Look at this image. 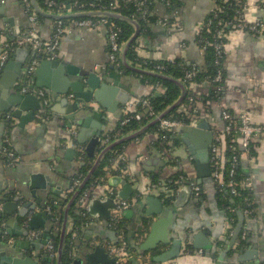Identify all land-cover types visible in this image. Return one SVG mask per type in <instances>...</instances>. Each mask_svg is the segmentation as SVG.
Returning a JSON list of instances; mask_svg holds the SVG:
<instances>
[{
    "label": "crops",
    "instance_id": "0c3cea01",
    "mask_svg": "<svg viewBox=\"0 0 264 264\" xmlns=\"http://www.w3.org/2000/svg\"><path fill=\"white\" fill-rule=\"evenodd\" d=\"M176 1L175 7L179 10L176 18L181 21L182 27L169 29L157 21L151 23L149 25L151 32H141L136 41L138 54L150 60L182 58L188 63H195L203 68L206 54L196 40V35L199 26L216 8L217 2L216 0ZM236 1L245 2L244 17L247 22L264 20L262 7L264 0ZM155 12L159 18L172 14V9L158 3ZM54 25V20L50 18L41 23L39 21L36 24L32 23L22 0H0V49L7 37L10 35L15 37L20 31H27L32 27L35 28L37 37L43 40L50 39ZM229 32L225 48L224 77L219 85L224 89L221 98L205 103L202 96L210 95L213 90L218 89V86H211L207 82H192L187 85L188 91L190 89L189 96L193 97V101H190L191 104L185 108L191 109L192 103L198 97L201 102L194 108L196 122L206 121L214 137L226 123L222 116L223 110L226 109L238 116L248 110L253 123L264 126V37L245 32ZM18 48L12 52L9 59L13 62L10 78L13 79L16 75L20 87H23L29 82L25 69L32 60L37 59L34 85L48 91L51 105L46 112L44 103L36 96L40 101V108L35 111L23 110L20 117L11 116L10 129L3 123V115L6 111L0 110V148L9 144L10 149L19 157L17 163L0 159V210H3L7 200L14 201L16 197H20L18 207L13 209L11 214H3L0 218V221H5L6 227L13 231L12 234L8 233L7 239L3 234L0 235V249H5L6 255L10 258L30 256L39 262L38 253L41 248L36 249L34 246L27 248L26 243L37 239H29L33 230L40 233L47 231L50 221L47 216L42 222L44 226L32 227L30 220L34 215L47 210L53 199L51 198L53 190L59 191L58 196H60L70 188L68 176L76 166V144L80 143L87 147L90 139L98 131H101L102 142L103 134L115 128L122 113L135 108L136 100L149 96L154 89L158 93H162L164 89L142 81L135 71L127 72L121 69L120 65L110 62L105 26L76 27L66 33L56 57L61 67L52 65L42 67L41 61L45 58L37 56L31 48L26 52L19 51ZM128 61L132 65L139 66L129 59ZM85 72H98L100 77L108 78L111 83L115 80L119 81L129 89L125 92L131 94V98L127 104L120 105L114 111H109V107L115 106L116 102L113 99L109 101L108 107H104L95 99L81 102V107L84 106L85 109L74 111L75 116L87 121L82 127L87 129V134L81 141L79 139L81 126L70 125V119L65 115L68 106L76 100L70 84L74 80L85 84L86 76L83 75ZM65 88L68 89L67 97L59 92ZM8 97L4 93V85H0V109L6 105ZM183 108L184 106L180 107L181 110ZM197 128L204 133L209 131L206 128ZM74 130L77 132L76 135ZM182 136L184 137L183 131H171L169 146L163 149L157 146L156 141L160 135L156 134V131L145 132L140 137L127 141L123 150L127 171L121 175H111L105 184L95 187L94 198L109 196V188H114L118 192V197L131 202V205L123 210L119 226L110 224L112 216L104 220L99 216L91 215L87 210L93 223L85 226L81 232L72 237L73 264H76L75 260L79 258L82 259V264H89L85 254L93 251L97 245H102L106 249L110 259L114 258L108 247L117 243L120 234L125 236L130 247L134 246L131 248L136 252L125 264H264V133L254 141L256 156L243 160L242 166L248 177H251L250 189L257 207L251 216L246 215L245 208L242 207L236 210V215H234L235 210L232 211V215L229 205L224 203L226 197L221 195L218 185L211 180L212 172L210 171L211 175L207 180L200 176L197 154L201 149L198 144H201L203 139V142L208 144L206 138L208 136L198 137L196 142L190 141L189 145L180 138ZM214 137L210 144L214 143ZM112 167L115 169L113 165ZM177 171H182L188 181L199 185L201 192L196 194L192 189V193L186 197L185 204L181 207L176 206L174 202L180 197L181 190L186 184L182 185L177 194L171 198L157 192H147L149 181L154 178H168ZM37 173L44 175L46 189L39 187L42 179L32 188L33 174ZM113 176H121L131 185L132 190L128 192L127 198H122L120 195L121 184L111 185L110 179ZM201 179L203 180L199 183ZM150 196L159 198L160 201L148 203L147 199ZM37 197L40 199L37 200ZM114 199L117 202V198ZM29 201L34 207H30L28 215L22 217L19 209ZM148 211L152 212L151 215ZM240 212L245 217L244 227L225 259L220 260L228 240L235 233ZM157 220L161 222L154 230L152 241L157 248L141 253L138 247L150 234L151 222ZM37 223L38 221H34L33 225ZM71 224L69 220L68 230ZM243 230L247 231L245 239L241 237ZM4 239L7 241L5 242ZM165 240L168 242L166 243ZM175 242L181 244L178 256L167 262L153 260L156 255L171 249ZM254 253L258 254L257 258L254 257ZM144 255L147 256L143 262L141 257Z\"/></svg>",
    "mask_w": 264,
    "mask_h": 264
},
{
    "label": "trees",
    "instance_id": "16d2710c",
    "mask_svg": "<svg viewBox=\"0 0 264 264\" xmlns=\"http://www.w3.org/2000/svg\"><path fill=\"white\" fill-rule=\"evenodd\" d=\"M56 6H54V11H64L66 8H64L65 4L70 3L73 0H55ZM80 2H88L89 0H79ZM113 0H97L96 2L100 5L98 7H102L104 9H110L117 12L122 13L125 16H128L130 18L136 19L141 24V32L143 33H150V27L147 22H144L141 18L138 16H135L136 8L132 2L125 3L123 0H116V6L111 7L110 3ZM171 5L169 9L174 8L176 5V0H170ZM24 3L26 10L29 15L36 14L38 21L41 23L44 20L47 19V17L38 14L35 12L33 5L31 4V0H22ZM38 4L46 11L50 10V6L46 3V0H37ZM218 4V8L213 10L209 15L207 16L206 20L204 22H209L211 20L210 25L205 26L203 28H200L196 35V40L198 41L200 47L205 51V65L203 68L199 67L195 63H188L185 59L182 58H176L172 60H150L143 57H140L137 51V42H134L132 46L130 47L128 51V59L132 61L134 64H139L140 67L165 73L171 76H174L180 80H182L186 85L189 86L192 82L197 83H206L211 86H218V89H215L211 92L210 95H204L202 96L203 102L212 101V100H218L221 98L223 94V88L219 85L222 83V79L224 77V58L226 55L225 49H221L220 52H218V49L216 47V44L222 42H227V38L223 37H217V30L224 29L225 32H229L232 27L231 25H225L224 23L235 20V18L238 16V13L244 12V6L246 5L244 1H236V0H216ZM153 5V0H152ZM217 13V16H216ZM80 18V17H75ZM75 18H64V22H69L72 19ZM156 16L154 15L151 18V22L153 23L156 21ZM55 19H52V21ZM117 25H119L122 28L121 33V41L126 42L133 34L134 32V25L128 21L121 20V19H112ZM222 21V24H219L218 22ZM203 22V23H204ZM26 30H22V32H25ZM16 37H12L11 35L6 38L7 41L14 42ZM210 42V43H208ZM157 66H161L162 68H158ZM194 66L200 68V72L194 76L192 79H186L185 74L186 71L192 69ZM120 68L124 69L127 72H130L131 70L125 68L121 61H120ZM221 70L222 73V79L220 81L216 80L218 71ZM140 76L141 80L153 84L154 86L160 85L163 87L164 91L162 93H158L155 89L153 93H151L147 97L139 98L135 101V108L132 110H129L127 113H122L120 115V119L115 126L114 129H109L107 132L103 134L102 142L97 145L95 149L94 154H89L86 151V147L84 145H80L84 147V150L79 151L77 150L75 161L76 166L72 173L68 176V179L70 180V188L66 189L63 194L58 196V198L50 203L48 207L50 208V212L48 214L49 218V227L47 230L50 231V239L53 240L55 249L58 250V246L61 239V229L62 224L64 221V210L73 196L75 190H72V187L74 186V181L77 179H84L85 176L88 174L92 166L94 165V162L97 158L98 153L105 147L107 142L105 139H108L109 141H112L114 139L120 138L123 135H126L130 132H133L140 127H142L145 123L148 121V117L144 116L141 120H131L126 124H122V121L125 117L128 116V114H133L136 112H142L147 113V110L142 105V99L149 98L152 105L154 106V109L156 112L160 113L164 111L169 105L174 103L178 97L181 94V88L174 82L163 79L154 75H147V74H137ZM190 89L187 93V96L183 100L180 106L172 110L167 116H174L178 118H182L185 123L191 124L192 122L196 121V113L194 112V108L198 105V103L201 102V100L197 97L196 101L192 103V108L189 109L188 107L185 108L188 104H191L190 100ZM181 106H184L183 110L180 109ZM188 109V110H186ZM228 112L231 114L233 120H236L235 123H233L235 127V131H232L230 135H228L225 139V144L223 149V179L222 181L226 182L223 186L218 185L219 192L221 195L225 196L224 203L229 205V207H235V214L236 210L239 208H254L256 210V203L253 196V192L250 189V187H247L245 185H242L241 182L244 181L248 175L245 172L243 166V160L246 159V157H243V155L239 159L238 165H236V173H235V181L238 183L236 185L239 194L233 195L231 193L230 186L227 185V182L229 181L228 176V169L230 167V158L234 153H237L240 150V142H239V134L237 132V126H238V115L233 113L232 111L228 110ZM9 118V119H8ZM3 120V123L6 125L8 129L12 127L10 117H8ZM156 126L151 127L147 130V132H154L157 131ZM146 132V133H147ZM163 133V132H161ZM170 135V134H169ZM169 138V137H168ZM158 141H156L157 146H159L161 149L168 147L169 142L163 141V139L160 137L157 138ZM106 142V143H105ZM127 142L122 143L115 148H113L111 151H109L105 157L103 158L101 164L95 171L93 177L90 179L89 183L87 184L86 188L91 187H97L98 185L105 184L109 177L111 175H121L123 173L122 168L123 166H127V162L120 163L121 166L119 167H113L111 168V161L116 157L117 152H122L124 150V146ZM6 146H9V144H5ZM223 146V144H222ZM250 150V156H256V149H255V143L251 145ZM10 147V146H9ZM14 163H17L14 162ZM183 174L182 171H177L173 173L174 179H177L179 174ZM156 180V178H154ZM168 199V198H167ZM83 206L79 205L77 199L73 203L70 213H69V220L72 222L71 228L67 231L65 244H64V252L62 257V264H73L74 256L72 255L73 250V243H72V237L79 232H81L84 227L85 223L87 222V218L82 215V209ZM233 215V212H231ZM255 213V212H254ZM253 213V214H254ZM120 225V222L118 226ZM44 232V231H43ZM41 233V235L43 234ZM6 242L7 240L4 239ZM243 241H241V244ZM134 254L136 253L134 249L130 248ZM147 255L142 256V258H146ZM39 258V264H57V260H48L46 256V246L40 249V252L38 253Z\"/></svg>",
    "mask_w": 264,
    "mask_h": 264
},
{
    "label": "built area",
    "instance_id": "2783aa9c",
    "mask_svg": "<svg viewBox=\"0 0 264 264\" xmlns=\"http://www.w3.org/2000/svg\"><path fill=\"white\" fill-rule=\"evenodd\" d=\"M96 1L97 0H89L88 2H80L79 0H73L70 3L64 5V8H66V10L59 12L51 9L57 4L55 0H46V3L50 6V10H48V12L55 14L110 10V9H104L102 7H98L100 5ZM123 1L125 3L132 2L136 8V12L134 13L135 16L136 17L138 16L139 18L144 20V22H147L149 25L151 24L150 23L151 18L155 15L157 17L156 18L157 23H160L168 27L169 29L171 28L176 29L182 27L181 21L178 18H176L179 12L177 7L172 8V14L168 16H162L158 18L155 12V6L158 3L165 5L167 8H170L171 5L170 0H153V5H152V0H123ZM110 6L111 7L116 6V0H113L110 3ZM262 7L264 8V3L262 4ZM217 8H218V4L215 9ZM245 8L246 5L244 6V9ZM112 19L113 18L104 15L80 17V18L72 19L69 22H64L63 19H57L55 20L53 33L50 39L47 40H43L37 37L35 28L33 27L25 32L20 31L15 36L16 38L14 42H10L6 40L2 48L0 49V71H2L3 68L6 66V64L8 63L12 55V52L18 47L31 48L40 58H45V59L56 58L58 56V49L63 36L66 33L71 32L76 27L96 28L98 26H105L108 35L109 60L113 64L120 65L121 52L125 42H122L120 38L122 33V28L119 25H117L114 21H112ZM30 20L32 23L36 24L38 22L37 15L36 14L30 15ZM210 23L211 20H209V22L208 21L204 22L199 26V28L208 26L210 25ZM218 23L222 24L223 22L219 21ZM224 24L231 25L232 29L230 31L235 33L245 32V33H251L253 35H261L264 37V20H257L253 23H249L245 20L244 12L238 13V16L235 18V20L226 22ZM229 33L230 32H225L224 29H219L217 30V37L228 38ZM226 45L227 42L225 43L220 42L216 44L218 52H220L221 49H225ZM136 49L138 51V48ZM37 62L38 60L34 59L30 63V67L27 73L29 82L27 84H24L23 87H21V91L36 95L38 98H40L44 103V107L47 112L50 109V105H51L50 95L46 89L35 87L34 85V72ZM157 67L159 69L162 68L161 66H157ZM199 72H200V68L194 66L192 69L186 71L185 77L186 79H192ZM221 79H222V73L221 70H219L216 80L220 81ZM190 100L193 101V97H190ZM142 105L147 110V113L144 114L142 112H136L130 115L128 114V116L125 117L124 120L122 121V124H126L133 119L139 121L144 116H147L149 118L148 119L149 121L159 114L154 109V106L152 105L149 98L142 99ZM222 116L224 120H226V123L222 129L217 131L214 137L215 139L214 143L212 144L210 151L211 154L210 161H211L213 181H215L217 185H221V186L226 184V182L222 181L223 168H224L223 165L224 153L222 147H224L226 137L230 135L232 131H235V127L233 123H235L236 121L233 120L231 114L228 112L227 109L223 110ZM185 125H189V123H185V121L182 118H178L174 116H165L161 118L159 122L155 125L157 127L156 134L160 135L163 141H167L169 140L168 137L171 131L175 130L176 127L185 126ZM236 128L239 134L241 152L238 151L237 153H234L230 158V167L228 169L229 181L227 182V185L230 186L231 193L233 195L239 194L238 189L236 187L238 183L234 179L236 173V165H238L239 159L242 155L243 157L252 159V156H250V150L252 147L251 145L254 143L257 137L263 135L264 133V126L254 124L252 121L251 113L248 110L243 111L238 116V126ZM74 134L75 135L77 134L75 130H74ZM105 141L107 142V144L111 142L108 139H105ZM76 149L82 151L84 150V147L79 144H76ZM0 159H5L9 163H14L19 160V157L12 149H10L9 146L4 145L3 147L0 148ZM122 162H126V158L122 152H117L116 157L111 161V165H113L114 167H119L121 166L120 163ZM122 171L126 172L127 166H123ZM81 181L82 179L75 180L72 190L76 191ZM184 184H189L196 194H199L201 192V187L193 181H188L185 175L182 173L179 174L177 179H174L173 176H170L168 178H159L156 180L149 181L146 189L147 192H151V193L157 192L164 197L171 198L175 194H177L180 187ZM241 184L250 187L252 184L251 177H247L244 181L241 182ZM94 194H95V187L85 188L77 197V201L79 205L83 206L82 215L87 218V222L85 223V226H89L90 224L93 223V219L88 215L87 205L88 202L92 198H94L95 196ZM109 196L113 198H117V207L113 211L112 218L110 220L111 225L117 226L122 217L123 210L125 208H128L131 205V202L120 199L118 197V192L114 188H109ZM229 208L231 212L235 210L234 207L230 206ZM47 211L48 213L50 212L49 207L47 208ZM244 212L246 213V215L251 216L255 212V209L247 207L245 208ZM0 229H3V237H5L6 239L9 238L8 233L6 231V223L3 220L0 221ZM40 236L41 233L39 231L33 230L29 235V239L34 240ZM241 237L243 239L247 237L246 230L242 231ZM108 249L110 254L115 258V264H125L134 255L129 247V243L127 239L123 234H120L117 243L109 245ZM46 256L50 260L57 259V250L55 249L54 242L52 239H48V242L46 244ZM144 260L145 258H142L143 262Z\"/></svg>",
    "mask_w": 264,
    "mask_h": 264
},
{
    "label": "water",
    "instance_id": "95a60500",
    "mask_svg": "<svg viewBox=\"0 0 264 264\" xmlns=\"http://www.w3.org/2000/svg\"><path fill=\"white\" fill-rule=\"evenodd\" d=\"M33 8L35 10V12H37L38 14H41L47 18L50 19H64V18H75V17H86V16H96V15H104V16H108L114 19H121V20H125L128 21L130 23H132L135 26V32L132 34V36L124 43L123 45V49L121 52V62L122 64L132 70L135 71L137 73H141V74H147V75H154L163 79H167L170 80L174 83H176L180 88H181V94L178 97V99L172 103L171 105H169L164 111L160 112L156 117H154L153 119L149 120L147 123H145L142 127H140L139 129L130 132L126 135H123L120 138L114 139L111 142H109L107 145H105V147L98 153L97 158L94 162V165L92 166V168L90 169V171L88 172V174L85 176V178L81 181V183L79 184L78 188L76 189V191L74 192L73 196L71 197V199L69 200V202L67 203L65 210H64V221L62 224V229H61V239H60V243L58 246V250H57V264H62V257H63V252H64V244H65V239H66V235H67V231L69 228V213H70V209L73 205V203L76 201L77 197L80 195V193L86 188L87 184L89 183L90 179L93 177L95 171L97 170V168L99 167V165L101 164L103 158L105 157V155L111 151L113 148H115L116 146L125 143L129 140L135 139L137 137H140L143 133L147 132L148 129H150L151 127L155 126L159 120L165 116H167L172 110H174L175 108H177L178 106L181 105V103L183 102V100L185 99V97L187 96L188 93V89H187V85L180 79L165 74V73H161V72H157V71H153V70H149V69H145L139 66H135L132 65L131 63H129L128 61V51L130 49V47L132 46V44L134 42H136L141 34V24L138 20L130 18L128 16L123 15L120 12H116V11H112V10H104V11H86V12H75V13H68V14H55V13H50L46 10H44L37 2V0H31ZM17 50H21V51H28V47H19ZM42 67L44 66H48V65H52V66H57V67H61V63L59 61V59L54 58V59H45L43 61H41ZM13 66V62L9 61L6 66L3 68V70L0 72V85H4V93H6L9 97H8V102L6 103V105L0 109L2 112L6 111V113L3 115V119H6L8 117L14 116V117H20V114L23 110H33L35 111V109H39V99L36 97V95L33 94H29L26 92H22L21 91V87H20V83L18 82V78L16 77V75L13 77V79L10 78V76L12 75L11 69ZM30 67V64L27 65L25 72L26 74L28 73V69ZM111 67H114V65H111ZM39 72V70H38ZM86 76V83H82L80 81H76L74 80L73 82H71L70 84V88L75 92V103H73L72 105H69L68 108L66 109V118L70 119L69 124L72 125H79L81 126V135L79 137V139L81 141L84 140V137H86L87 134V129L86 128H82L83 125H86L87 121L80 117V116H75V110L76 109H81L82 110L85 109V107H81V102L83 101H92V100H97L99 103H101L104 107H108V103L110 100H114L115 106L114 107H109V111H114L115 109H117L120 105H125L128 103V101L131 98V94L126 93L125 91H128L129 89L124 86L122 83H120L119 81L115 80L111 83V81L108 80V78H102L100 77L98 72H85V74H83ZM41 83H39L40 85ZM43 85V84H42ZM40 87V86H38ZM11 91H14V93H10ZM59 92L65 94V97L68 96V89H63L60 90ZM197 127H202V128H206L209 131H207L206 133L201 132ZM211 127L209 126V124L204 121L203 123L200 122H192L189 125H185V126H179L175 128V132H180L183 131L184 133V137H180L183 139L184 143H186L187 145H189L190 141H194L196 142V140H198V137L200 138L201 136L206 137V135L208 137V144H206V142H203L204 139L201 141L202 143L198 144V146H200V152H198L197 156L199 158L198 160V169H199V173L200 176H202V178L204 177L205 180H207L208 177H210V171L212 172V168H211V163H210V149L212 147V144H210V141H212V138L214 137V134L212 133V131H210ZM201 132V133H200ZM101 142V131H98L97 133H95L94 137L92 139H90V141L87 144L86 147V151L89 154H94L95 153V149L96 146ZM42 179V183H40L39 187L42 189H46L47 188V184L44 183L45 180L44 179V175L37 173V174H33V186L32 188L35 187V185H37L38 180ZM203 179L199 180L198 182L201 183ZM211 180H213V177L211 175ZM110 183L111 185L114 186H118L119 184H121L120 186V195L122 198H127L128 197V192L132 190L131 185L128 183V181L124 178H122L121 176H113L110 179ZM33 193L35 194L34 190ZM190 193H192V187L189 184H186L182 190H181V195L180 197L174 202V204L176 206H182L185 203V199L188 195H190ZM59 191L57 190H53V195L51 198V203L55 201L56 196H58ZM8 199V198H5ZM40 198L37 197V200H39ZM19 200L20 197H16L14 199V201H6V203L4 204L3 210H0V218L2 217V215L4 214H11L12 210L17 208L19 205ZM156 202V201H160L159 198L156 197H148L147 202L148 203H152ZM33 208L34 205L31 201H29L28 203H26L23 207H21L20 210V215L22 217H26L28 215L29 212V208ZM117 207V202L116 200L111 197V196H105L104 198H92L87 205V210L88 212L93 215V216H99L104 220H108L112 214L113 211L116 209ZM152 212L148 214L151 215ZM48 216V211L44 210L36 215H34L33 219L30 220V223L32 225V227H36V226H44L43 219L46 218ZM244 214L242 212H240V218H239V222L235 228V233L234 235L231 237V239L228 240L225 249L223 250V252L220 255V260L225 259V257L228 254V251L230 250V248L235 244V242L237 241L239 234L242 230V228L244 227ZM34 221H38V223L36 225L34 224ZM161 220H157V221H153L151 222V232L148 235L146 241L141 244L138 248L139 251L141 253H144V251H149L151 249H156L157 246L152 244L153 241V233L154 230L156 228V226L158 224H160ZM6 231L7 233H13L11 228H7L6 227ZM3 234V229H0V235ZM48 239H50V231H44L43 234L41 235L40 238H37L34 241H28L26 243V247L30 248L31 246H34L36 249H40L43 248L47 242ZM165 242L167 243L168 241L165 240ZM180 242H175V244L171 247V249L166 250L162 253H160L159 255H156L155 257H153L154 261H159V262H167L170 259L178 256L179 252H180V247L181 244H179ZM179 245V246H178ZM210 246V243L209 245ZM130 247V245H129ZM134 247V246H131ZM130 247V248H131ZM256 252V251H254ZM134 254V252H133ZM255 258L258 257L257 253L253 254ZM85 256L87 257L89 264H114L115 263V259L112 258L110 259V257L108 256L106 249L102 246V245H97L95 246V248L93 249V251L86 253ZM48 260H50L47 257ZM142 259V258H141ZM76 264H82V259H76L75 260ZM0 264H39V262L37 260H34L32 257L27 256V257H8L6 255V250L5 249H0Z\"/></svg>",
    "mask_w": 264,
    "mask_h": 264
}]
</instances>
